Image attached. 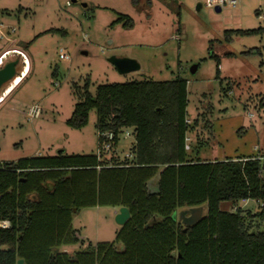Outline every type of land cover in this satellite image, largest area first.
<instances>
[{
  "label": "rangeland",
  "instance_id": "374dc122",
  "mask_svg": "<svg viewBox=\"0 0 264 264\" xmlns=\"http://www.w3.org/2000/svg\"><path fill=\"white\" fill-rule=\"evenodd\" d=\"M123 16L131 26H124L126 18L118 20ZM263 16L264 0H238L219 12L205 0H0V23L14 28L10 47L25 50L31 60L29 75L0 104V163L59 153L98 155L96 111L90 109L87 123L74 128L66 123L74 105L86 92L94 96L100 84L148 79L186 81L190 157L264 159ZM6 46L0 42V52ZM60 49L68 58H59ZM112 55L140 67L119 73L108 61ZM11 60H18V77L21 56H7L0 67ZM31 105L40 108L37 117L28 114ZM132 141L121 134L112 153L122 158ZM261 203L221 202L220 208L239 209L251 231L264 232ZM189 208L176 209L177 221L179 211ZM70 224L78 242L54 251L94 250L114 241L121 229L112 206L81 208Z\"/></svg>",
  "mask_w": 264,
  "mask_h": 264
},
{
  "label": "trees",
  "instance_id": "16d2710c",
  "mask_svg": "<svg viewBox=\"0 0 264 264\" xmlns=\"http://www.w3.org/2000/svg\"><path fill=\"white\" fill-rule=\"evenodd\" d=\"M186 97L182 79L100 84L66 123L80 128L95 109L99 133L133 128L131 159L59 153L0 163V264H264V232L251 231L239 209L220 208L264 204V159L190 157ZM203 204L194 224L175 218L177 208ZM91 206H125L130 217L112 242L54 251L78 242L72 216Z\"/></svg>",
  "mask_w": 264,
  "mask_h": 264
},
{
  "label": "built area",
  "instance_id": "2783aa9c",
  "mask_svg": "<svg viewBox=\"0 0 264 264\" xmlns=\"http://www.w3.org/2000/svg\"><path fill=\"white\" fill-rule=\"evenodd\" d=\"M237 3H238V0H205V4L207 6L220 7V8L223 6L235 7ZM263 18H264V16H263ZM12 32H14V28L5 26V25L0 23V42H4L7 44V46L0 52V65H1V63H3L5 58L11 54L19 55L24 60L25 64L27 62L26 56L21 50L10 47L16 41V39H14L12 37ZM15 49L19 53H15L14 52ZM59 58L66 59V58H68V56L66 54L62 53L61 49H60ZM39 113H40V108L37 105L31 106L28 110V114L31 117L32 116L35 117V116L39 115ZM187 121L188 120H186V122ZM121 134H123V138L132 137L133 141H134V131H133V128H131V127L122 128L121 131L116 133V134L112 130H104V131H101L99 133L100 149H99L98 156L100 159H103V160L104 159H110L111 154L113 151H115V147L117 145L115 139L117 138V143H118L119 136ZM133 141L130 144L129 151L124 153V156L122 158L125 157L127 159H131L133 157V154L130 150L132 147ZM187 141H188V137H185L184 147L186 149L189 148ZM261 205L264 206L263 203H261ZM1 225L5 226L6 224L1 223Z\"/></svg>",
  "mask_w": 264,
  "mask_h": 264
},
{
  "label": "water",
  "instance_id": "95a60500",
  "mask_svg": "<svg viewBox=\"0 0 264 264\" xmlns=\"http://www.w3.org/2000/svg\"><path fill=\"white\" fill-rule=\"evenodd\" d=\"M75 1V0H71ZM200 7V4L197 5V9ZM215 11L219 12L221 10L220 7H214ZM108 61L112 63L119 73H127L131 71H135L139 69V63L131 58L127 57H118V56H110ZM17 60H11L6 62L2 67H0V93L2 86L16 77V65ZM194 71V67L192 69ZM1 98V96H0ZM202 214V207L196 206L191 207L188 210L179 211L178 219L184 225H192L194 224ZM130 212L129 209L125 206H121L118 209V212L115 214V221L119 225H124L125 222L129 219ZM22 259L17 260V264H22Z\"/></svg>",
  "mask_w": 264,
  "mask_h": 264
},
{
  "label": "crops",
  "instance_id": "0c3cea01",
  "mask_svg": "<svg viewBox=\"0 0 264 264\" xmlns=\"http://www.w3.org/2000/svg\"><path fill=\"white\" fill-rule=\"evenodd\" d=\"M21 50L25 56H26V64H24V69L23 71L21 72V74L18 76V77H15V79L10 83V87L7 89V90H3L1 93H0V104L3 103L4 101H6L13 93L14 91L18 88V86L25 80V78L29 75L30 73V70H31V60L30 58L28 57L27 53L25 52V50L23 49H19ZM18 61V60H17ZM21 80V81H20ZM33 106V105H31ZM30 106V107H31ZM29 107V108H30ZM28 108V110H29ZM40 114V113H39ZM38 116V115H37ZM35 116V117H37ZM244 157V156H243ZM114 208V213L116 214L118 212V209L119 207H113ZM235 208V207H234Z\"/></svg>",
  "mask_w": 264,
  "mask_h": 264
},
{
  "label": "bare ground",
  "instance_id": "6f19581e",
  "mask_svg": "<svg viewBox=\"0 0 264 264\" xmlns=\"http://www.w3.org/2000/svg\"><path fill=\"white\" fill-rule=\"evenodd\" d=\"M15 53H19L16 49L14 50Z\"/></svg>",
  "mask_w": 264,
  "mask_h": 264
}]
</instances>
